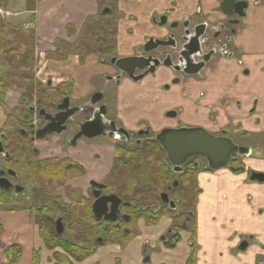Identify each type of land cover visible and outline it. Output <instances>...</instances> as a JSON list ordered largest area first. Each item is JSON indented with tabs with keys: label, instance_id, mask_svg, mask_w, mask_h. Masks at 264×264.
<instances>
[{
	"label": "flooded vegetation",
	"instance_id": "flooded-vegetation-1",
	"mask_svg": "<svg viewBox=\"0 0 264 264\" xmlns=\"http://www.w3.org/2000/svg\"><path fill=\"white\" fill-rule=\"evenodd\" d=\"M244 1L247 3V8L243 10V17L224 14L221 6L223 0H214L212 8L206 13L203 11L202 3L191 5L190 8H181L175 2L167 5V8H162V11L152 13L147 24L140 26L145 36L143 42L134 46L132 51L124 42L121 43L122 49L119 51L116 43L112 55H89L79 60L80 66L84 67L88 58L94 56L93 60L98 68V75L93 81L94 89L83 97H75V92L68 82L58 86L62 88V95L57 102L42 105L29 95V99L23 105L21 96L15 104L7 106L6 95L10 92H20V89H17L20 79L0 74V115L2 116L0 208L15 205L17 197L25 195L26 184H29L30 195L34 197L37 192V177L41 176V166L45 168L64 166L63 172L73 169L72 166L82 170L81 176L67 179L63 187L57 188L60 191L61 202L65 203L66 207L79 204V209L82 211L80 216L73 210L68 212L73 218L87 217L86 213L92 216V204L95 201L93 192L96 191L91 186L93 183L103 186L100 188L99 196L115 195L122 201L124 205L120 207V212L131 207L129 203L126 204L128 201L107 189L106 181L110 178H107L110 174L101 182L90 181L86 190L70 189L68 182L83 177V168L73 162L72 157L63 153L61 157H57L52 155L51 150L48 153L54 157L40 160L36 148L38 142H49L52 137H56L57 143L60 141L66 143L61 147L69 154L70 145L76 146L77 141H86L78 142L87 146L82 148L78 155L86 158L89 166H94V162L101 163L103 156H109L111 153L113 168L143 166L140 162L141 153L146 149H153L158 154L149 164L158 168V175L155 176L161 181L158 187L157 185L154 187L150 182L147 183L148 181H144L141 185V199L144 202L141 212L143 214L146 212L153 218L157 217L155 223L163 218L171 220L172 226L168 233L171 241H167V245H175L179 231L191 236V231L195 230L193 225L195 208L193 211L188 209L187 201H195L196 206L201 195L199 174L214 171L208 168L205 158L193 157L181 165L180 173H174L171 167L173 165L157 141L158 136L166 130H202L211 137L229 140L238 148L248 150L247 157L238 154L236 158L229 160L228 168L223 169L235 176H238L240 171H244L243 166H248L252 161H257V165L264 163L263 143L259 149L241 144L248 137L256 139L257 142L262 140L246 125L250 121L252 128L259 127L261 119L256 116L259 102L258 89L253 83L243 82L244 78L251 75V71L244 63L243 48L236 45L237 38L245 30L244 20L250 6L248 0ZM126 33L129 36L128 41L133 42L134 32L127 29ZM114 59L135 61L125 63L118 68L116 63L111 62ZM129 69H132L131 74H127ZM228 76H231L229 83L226 82ZM119 88L126 93L124 98L129 105L116 110L117 115L113 111L120 97ZM94 95H100L96 103H93ZM64 98L68 100V110H74L75 113L66 121L63 133L49 134L42 139H36V131L48 124L40 112L44 111L45 114L54 117L59 113L57 106L63 103ZM50 104L53 105L54 110ZM95 122L96 130L100 135L90 139L82 137L71 143L79 133L80 125ZM92 146L96 149L95 153L91 151ZM97 148L102 149L97 150ZM246 159L250 160L247 164L244 163ZM253 174L263 173L253 168L248 171V181L258 183L251 181L250 177ZM187 180H190V185L186 184ZM18 189L22 192H18ZM48 189L45 188L44 191L47 193ZM67 191H69L67 197L69 203L63 200ZM162 194H166L174 203V209L161 202ZM71 195L74 198H71ZM59 201L60 199H56L54 202L59 203ZM122 213L128 217L127 221L124 222L119 218L116 223L111 224L123 232L127 229L122 226L134 219L128 213L124 211ZM109 224L104 221L94 223V225H102V236L96 241L98 244L102 245L104 240H106L105 244L114 242L115 237H110L111 241H107L108 237L103 235L107 230L115 234ZM130 235L132 231L128 230L126 236L130 237ZM244 245L245 243H242L239 249H244ZM190 247L195 250L194 243ZM258 264L263 263L258 262Z\"/></svg>",
	"mask_w": 264,
	"mask_h": 264
},
{
	"label": "crops",
	"instance_id": "crops-1",
	"mask_svg": "<svg viewBox=\"0 0 264 264\" xmlns=\"http://www.w3.org/2000/svg\"><path fill=\"white\" fill-rule=\"evenodd\" d=\"M17 1L18 4L12 9L13 12L5 10L1 15L2 19L6 15L9 22H6L7 19L3 21L14 27L32 29L38 50L44 51L45 54L56 50H67L69 43L79 34L85 21L97 14L95 0H27L26 3L23 0ZM121 1L119 0V4ZM173 2L179 4L181 8H190L191 5L202 3L203 11L206 13L212 8L214 0H124L123 4L128 9V15H125L118 24L116 43L119 51L122 49V42L131 47V51L134 46L140 45L145 38L140 26L147 24L152 13L162 11ZM248 2L250 6L244 20L245 30L237 38L236 45L243 48L244 63L251 71V75L244 78L243 82L253 83L259 92L256 116L261 119V123L255 128L251 127L250 121L246 125L255 136L262 139L261 136L264 135V0H248ZM127 29L134 32L132 37L134 40L131 43L125 32ZM68 30H70L69 35ZM124 48L127 51V48ZM70 62L73 69L61 64L56 67L57 72H51L49 81L52 87L69 82L75 97H83L94 89L93 81L98 75V68L93 57L88 58L84 67L80 66L77 57H72ZM230 81L231 76H228L226 82ZM118 93L120 97L113 111L117 115L116 110L129 105L124 98L126 93L121 88ZM19 98V93L10 92L6 95L7 106H12ZM36 148L40 160L54 156L61 157L48 142H38ZM262 148L264 150V147ZM50 150L54 156L48 153ZM71 159L84 170L83 177L68 182V186L74 190H86L89 180L101 182L110 174L113 167L111 153L109 156H103V162L97 164L94 162V166H89L86 158L79 155ZM243 167L245 170L240 171L238 176L228 170L199 174L201 195L195 206L193 240L188 233L179 231L175 245H167V241H171V236L168 234L172 226L170 219L163 218L154 224L147 223L142 218L134 219L124 224L123 228L127 230H124L122 235L125 237L118 236L114 242L95 245L92 255L76 264H258V262L264 264V183H251L247 175L250 168L263 171L264 163ZM65 202L69 203L68 199ZM126 204L128 205V202ZM10 207L12 206L0 208V246L2 247L9 240L18 242L14 244L20 247L31 243L30 245H35L40 252L45 249V257L50 254L51 258L53 251H48L44 246L37 227L32 229L21 220V217L29 219L30 212L24 211V216L21 215V210L14 212ZM49 219L54 220L51 217ZM21 222L25 227L22 228ZM128 230L132 231V235L126 240ZM111 235L114 237L115 234ZM193 243L195 250L190 247ZM242 243H245L246 247L239 249ZM146 258L148 262H145ZM19 264H26V256Z\"/></svg>",
	"mask_w": 264,
	"mask_h": 264
},
{
	"label": "rangeland",
	"instance_id": "rangeland-1",
	"mask_svg": "<svg viewBox=\"0 0 264 264\" xmlns=\"http://www.w3.org/2000/svg\"><path fill=\"white\" fill-rule=\"evenodd\" d=\"M23 1L24 3L27 2V0H23ZM123 3H124V0L121 1V4H118V11H119V14H121L122 18L125 15H128V9L125 7ZM17 4H18L17 0H0V24L9 26L12 29V32H23V34L25 33L27 36L30 37V40L28 42L27 47L24 46L20 48L14 44L12 37L9 36L10 34H8L7 32L0 34V67H9V66L20 67V66H24L23 64L25 65L27 64L28 66L31 67V70L27 71L26 73L30 74L33 80L32 83L29 84L28 82L25 85V87L31 89L30 94H32L34 99L37 102L41 103L42 105H45V103H50V102L51 103L57 102L61 99L62 88L57 87V88L47 89L46 84H41V82L45 78H50L49 75L51 74V72H57L56 67L61 64L63 66H68L69 69H73V66L72 65L70 66V63H71L70 61L72 57L77 56L76 54H78L79 52H83L81 49V44L83 42L86 44H91V46L94 48L97 45V41L94 40L93 43H91L92 39L90 37H86L84 38L82 42V38L78 34L75 39L71 40V42L69 43L70 46L66 48L67 50L65 51L56 50L54 52L45 54L44 51L41 52L38 50L36 42H35L34 34L33 35L31 34L33 33L32 29H29L27 27H25L26 29H23V28H19L18 26L14 27L6 23L8 21V19L6 18V15H4V19H2L1 15L4 14V11L7 10V12L9 11L13 12L12 9ZM27 5H28V8L31 9V6L29 4ZM97 13L101 14L100 7H98L97 9ZM3 20L4 21L6 20V22H4ZM9 20L11 21V19ZM12 32H9V33L12 34ZM23 68L24 67L21 68V71H20L21 73L24 72ZM75 68L77 67L75 66ZM77 70L79 71L78 68ZM35 72L37 73L36 75H35ZM39 80H41V82H39ZM57 86H60V85H57ZM43 88H44V91H43ZM53 90L55 92L59 91V94L57 97L52 98L55 94ZM26 92L28 91L23 88L20 89V92H19L20 97L26 96L25 95ZM31 105L33 106L32 103ZM50 107L54 110L53 105L50 104ZM1 120H2V116L0 115V122ZM261 137L263 139L264 135H262ZM56 139H57L56 137H52V140H50L48 143H49V146L52 147L56 151V154L60 156L63 153V155L65 156L75 157L79 154V151L82 148L87 147L83 145V143H78V142H86V141H81V140L77 141L78 144L76 143V146H72V145L69 146L70 151H69V154H67L65 149L64 148L62 149L61 147V145L65 146L66 143L64 141H60V143H57ZM62 140H64V138ZM262 143H264V140L257 142L256 139L252 137H248L246 141L244 140L241 144L242 145L248 144V147L250 146V147H253L254 149H259ZM101 149L102 148H97V150H101ZM91 151L95 153L96 149H94V147L92 146ZM248 162H250V160L246 159L244 163L247 164ZM256 162L257 161H252L249 164L252 166H255ZM116 168L118 169V166H114V168L112 167L111 172L114 171V169ZM124 171H125L124 169L120 168L119 170L116 171V173L117 172L124 173ZM128 173L129 175L132 174L131 170H128ZM261 173L264 174V170L261 171ZM89 183H90V180H89ZM26 187L27 189L25 191V195H19L17 197L18 199L16 201L17 203L15 205H12V207H10L12 208L11 211H14V212L21 210L22 212L21 215H24L23 213L24 211L26 212L30 211V207L34 204L33 202L34 197L30 195L31 191L29 188V184H26ZM69 188L71 189V187ZM141 190H142V187L138 186L137 190L134 192L136 193L134 195L135 200L141 199V195H139L141 193ZM46 194H47V197L45 196V198L47 200L53 201L55 199H58V200L60 199L59 203L54 202L56 204V209L54 212L53 211L50 212L48 217L54 218V220L60 218L62 220V224L64 227V233L62 235H57L54 231L53 226L49 225L43 217L42 218L35 217L31 214L30 215L31 217L29 219H26L25 217H21V220L25 225H29L32 229L37 227L40 240L43 242L44 246L48 248V251L49 250L53 251L51 253V258H50V254L47 257H45L44 255L45 249L44 251L41 250L40 252V250H38L35 247V245L31 246L30 245L31 243L28 244L27 246H21L23 248L21 249L20 245L14 244L18 242H15L14 240L13 241L9 240L11 242L6 241L2 247L0 246L1 248L0 249V264H19L20 260H22L24 256H26V264H76L78 262H82L83 260L88 258L90 255H92V253L94 252L95 245L98 244L96 242L97 241L96 238L102 236V233H101L102 225H94L93 221H90V222L84 221V220L81 221V219L71 217V214L69 213H63L65 203L61 202L60 191L57 188L55 189V186H53L50 190L48 189ZM68 194H69V191L65 193V197H63L64 201L67 200ZM121 197L125 201L130 202L128 197L125 198L123 195H121ZM71 198H74V196L71 195ZM158 204L159 205L161 204L159 200H158ZM69 207H71V205H69ZM22 222H21V226L23 228L25 227V225ZM0 231H1V226H0ZM3 236L5 235L3 234ZM104 244L105 243L103 242L102 245ZM16 248H18V250L20 251L19 260L16 257V254L19 251Z\"/></svg>",
	"mask_w": 264,
	"mask_h": 264
},
{
	"label": "trees",
	"instance_id": "trees-1",
	"mask_svg": "<svg viewBox=\"0 0 264 264\" xmlns=\"http://www.w3.org/2000/svg\"><path fill=\"white\" fill-rule=\"evenodd\" d=\"M97 4V9L100 7L101 14L97 13L95 16L89 17L85 23L83 24L81 30H80V37L82 38V42L84 38L90 37L92 39L91 43L93 41H97L96 47H92L91 44L82 43L81 49L83 52H79L76 54L79 58V60L83 59L86 56L89 55H101V56H109L112 55L116 49V36H117V28H118V22L121 19V14H119L118 11V3L119 0H95ZM9 29V30H8ZM7 32L10 34L9 36L12 37L14 44L20 48L27 47L28 42L30 40V37L27 36L23 32H12V29L9 26H5L0 24V34ZM9 32H12L9 33ZM70 30H68V35ZM32 35L34 34L31 33ZM101 39V40H100ZM24 66H9V67H0V74H5L8 77H19V88L17 89H25L28 92L25 93L26 96H22L21 104L23 105L24 102L29 99V95L31 89L25 87V85L29 82V84L32 81V76L30 74H27L26 72L31 70V67L27 64H23ZM23 68L24 72L21 73V68ZM15 87V86H14ZM13 89V87L11 88ZM10 89V90H11ZM44 91V90H43ZM54 91V90H53ZM55 92V91H54ZM59 94V91H56L54 97H57ZM49 96V95H48ZM158 152L153 149H146L144 152L141 153V163L143 166H124V167H118V169H114L110 173V175L107 177L109 178L107 183V189L111 193H115L120 198L121 195H123L125 198L128 197L130 202L128 203L131 205V207L126 208L129 209L128 211H124L125 213H128L132 219H139L143 218L147 223L154 224L157 221V217L153 218L148 213H142L141 212V206L144 205V202L142 199L135 200L134 193L137 190V187L142 184H144V181L150 182V184H153L154 187L161 181L159 177L155 176V174L158 175V168L156 166H150V162L157 156ZM64 166H41V176L37 177V192H35L34 195V204L30 207V214L34 215L35 217H43L45 221L47 220L48 215L50 212H54L56 209V204L54 201L56 200H47L45 196L47 194L45 193L44 189L49 188L51 189L53 186L56 188L63 187L64 181L67 179H70L72 177L81 176L83 174L82 170L78 168L77 166H72L73 169L69 170L68 172H63ZM120 168L124 169V173L117 172ZM128 170H131V173L129 175ZM167 177V175H165ZM187 185H190V180L186 181ZM141 195V193L139 194ZM45 198V199H44ZM124 200V199H123ZM188 209L194 210L195 208V201L188 200L187 201ZM74 211L76 214L80 216V212H82L79 209V204L75 203L71 207H64V213H68L69 211ZM168 210V209H167ZM170 214V212L168 211ZM87 217H81V220L84 221H93L94 223H97V221L90 215L87 214ZM47 222V221H46ZM49 225L50 223L47 222ZM194 225V224H193ZM110 229L115 232L114 235V241L116 240L117 236L120 235V237H125L122 235V231L119 229H116L113 224H109ZM192 228V227H191ZM191 240H193L194 231H191ZM41 234V232H40ZM105 237H108L107 241H111L109 238L113 237L110 233V230H107L103 234ZM43 238V236H42ZM130 237L126 240H129ZM106 240H104V243ZM18 250V248H16ZM19 251V250H18ZM17 259L20 258V251L16 254Z\"/></svg>",
	"mask_w": 264,
	"mask_h": 264
},
{
	"label": "water",
	"instance_id": "water-1",
	"mask_svg": "<svg viewBox=\"0 0 264 264\" xmlns=\"http://www.w3.org/2000/svg\"><path fill=\"white\" fill-rule=\"evenodd\" d=\"M222 11L226 15L235 14L239 17H243V10L247 8V3L244 0H223L221 3ZM112 60L116 63L117 67H122L123 64L135 61L129 60ZM118 67V68H119ZM132 69L127 70V74H131ZM100 99V95L93 96V103H96ZM68 100L64 98L61 105L57 106L59 111L54 117H50L45 114L44 111L40 112L44 121L48 124L36 131V139H42L46 135L55 134L60 135L65 130V123L75 113L74 110H68ZM91 126H94L91 128ZM100 135L96 130L95 123H85L79 126V133L73 138L72 144L79 138H93ZM157 141L159 145L164 149L169 162L173 165L172 171L174 173L181 172V165L189 158L203 157L208 162V168L212 171H220L228 168L227 164L230 159H234L238 154H242L243 157H247L248 150L238 148L233 145L227 139H217L204 133L202 130H179V131H165L158 136ZM244 154V155H243ZM251 181H257L258 183L264 182L263 174H253L250 177ZM92 188L96 191L93 192L95 198L92 204V216L96 221H104L109 223H116L120 218L124 222L127 221L126 216H123L120 212V207L124 205L122 201L115 195L99 196L100 188L102 185L91 184ZM22 192L21 189L17 190ZM161 202L169 206L170 209H174L175 205L168 199L166 194L160 196ZM48 222L53 226L57 235H61L63 232L62 220H51L47 218ZM245 246V245H244ZM148 262V258L145 259Z\"/></svg>",
	"mask_w": 264,
	"mask_h": 264
},
{
	"label": "built area",
	"instance_id": "built-area-1",
	"mask_svg": "<svg viewBox=\"0 0 264 264\" xmlns=\"http://www.w3.org/2000/svg\"><path fill=\"white\" fill-rule=\"evenodd\" d=\"M47 83V78H45L43 81H42V84H46Z\"/></svg>",
	"mask_w": 264,
	"mask_h": 264
},
{
	"label": "bare ground",
	"instance_id": "bare-ground-1",
	"mask_svg": "<svg viewBox=\"0 0 264 264\" xmlns=\"http://www.w3.org/2000/svg\"><path fill=\"white\" fill-rule=\"evenodd\" d=\"M55 231V230H54ZM56 233V232H55Z\"/></svg>",
	"mask_w": 264,
	"mask_h": 264
}]
</instances>
